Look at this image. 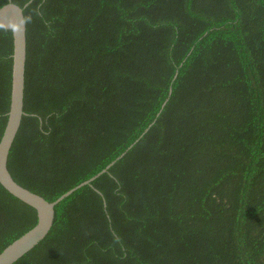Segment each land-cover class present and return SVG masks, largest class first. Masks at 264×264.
<instances>
[{"label": "trees", "instance_id": "obj_1", "mask_svg": "<svg viewBox=\"0 0 264 264\" xmlns=\"http://www.w3.org/2000/svg\"><path fill=\"white\" fill-rule=\"evenodd\" d=\"M30 1L11 176L54 202L125 154L15 264H264V0ZM36 224L0 184V253Z\"/></svg>", "mask_w": 264, "mask_h": 264}, {"label": "water", "instance_id": "obj_2", "mask_svg": "<svg viewBox=\"0 0 264 264\" xmlns=\"http://www.w3.org/2000/svg\"><path fill=\"white\" fill-rule=\"evenodd\" d=\"M31 2L32 1L24 7L9 2L0 8V29L12 31L14 44L11 105L7 114V124L0 141V184L15 198L36 210L37 224L0 253V264H15L39 245V243L48 236L53 227L56 206L75 191L84 186L91 185L94 180L107 173L115 162L120 160L125 154L124 153L118 157L116 161L108 165L99 174L69 190L54 202H48L40 195L22 187L11 176L8 170V159L13 143L20 129L22 119L25 115L24 93L27 61V29L24 10L29 4H31ZM132 146L128 150H130Z\"/></svg>", "mask_w": 264, "mask_h": 264}]
</instances>
